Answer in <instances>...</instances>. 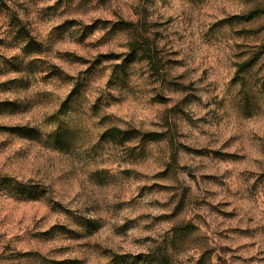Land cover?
Segmentation results:
<instances>
[{
  "label": "rangeland",
  "instance_id": "obj_1",
  "mask_svg": "<svg viewBox=\"0 0 264 264\" xmlns=\"http://www.w3.org/2000/svg\"><path fill=\"white\" fill-rule=\"evenodd\" d=\"M159 4L171 8V0ZM156 5L0 0V163L35 173L27 181L0 173V264H185L193 250L195 264L214 256L216 264H264V172L249 173L255 183L235 194L229 172L216 173L247 163L250 150L264 155V0H181L179 16L161 11L150 21ZM184 24L203 45L196 68L174 59L181 51L171 37L183 42ZM221 55L245 100L238 119L254 130L220 149L183 143L209 135L196 113L215 69L199 68ZM133 76L150 87H134ZM157 104L172 107L153 119ZM85 105L105 129L103 151L69 115ZM137 121L164 130L143 131ZM167 193L163 203L149 199Z\"/></svg>",
  "mask_w": 264,
  "mask_h": 264
},
{
  "label": "clouds",
  "instance_id": "obj_2",
  "mask_svg": "<svg viewBox=\"0 0 264 264\" xmlns=\"http://www.w3.org/2000/svg\"><path fill=\"white\" fill-rule=\"evenodd\" d=\"M54 2V0H53ZM181 0H171V8L169 10H162L160 8L159 0H157V5L155 9H151L150 11H154L155 15L149 17V20H155L160 15L161 11H163L164 17L167 18L169 15L179 16L181 11ZM94 16H99L101 13H93ZM109 19H114V17H108ZM135 19V17H133ZM211 22V21H209ZM184 29H187L185 31ZM180 32L183 35L184 39L181 42L177 39L176 36H172L174 47L181 51V55L174 57L177 60L188 59V68H196L199 64V53L203 45L199 40L198 36H192L190 33L192 29L188 27L187 24H184L180 28ZM97 35H100L97 33ZM65 47V46H61ZM66 47H75L74 45H68ZM118 51H127L126 48L118 49ZM195 56L196 62H193V59L189 58ZM59 63V61H57ZM117 63H119L117 61ZM211 67L215 69V74L212 77V87L206 91H202L200 95L203 98L205 106L200 108L199 112L196 113L198 116H206L208 122V136L200 139L198 142H194L192 140L182 141L183 143L192 144L195 147H210L214 149H220L221 145L225 143L229 139L230 136H233L237 132H243L245 134H249L254 130V126L246 120L238 119V115L244 107L245 100L244 97L240 95L241 85L237 83L235 86H231L230 82L232 80L233 75L236 72L234 67L230 66V61L225 58L223 55L220 56L219 62L214 57L212 60L200 65L199 70L202 71L204 67ZM186 68H177L173 75H178L179 73L185 72ZM195 79V77H193ZM187 82V81H185ZM132 83L134 87L139 89L146 90L150 87V84H144L137 76L132 77ZM103 84V81L101 82ZM115 86V85H114ZM112 90L109 89L108 92ZM171 95V93H167ZM95 97V93H93V100ZM3 97H0L2 99ZM12 99H20L24 100V96L20 97H11ZM110 99V96L108 97ZM147 96L139 95V99L141 101L145 100ZM172 105H160L157 104L155 108L152 109L153 119H156V114L164 113L166 108H171ZM108 111H115V109H107ZM70 117L79 123L80 127L86 128L89 132V135L94 138V141H99V136L105 131L103 127L98 126L97 118L94 117L90 111V106L85 105L82 111H70ZM3 122V121H0ZM159 120H157V123ZM214 125V126H213ZM123 128V125H120ZM136 127L141 128L143 131H162L164 129L161 128H152L150 124H144L143 126L139 121L136 122ZM261 135H264V130L261 131ZM2 139V137H0ZM108 146L107 141H99L98 143V151H103ZM225 152H234L236 151V147L223 148ZM159 155V154H157ZM249 161L240 165L233 164H225L220 166L217 170V174H223L224 172H229L230 180L229 184L231 186L232 192L235 194L238 189H246L255 183L256 177H249V173H260L264 172V155L260 154L257 151L249 152ZM167 154L160 156L161 162L167 160ZM255 161V162H253ZM183 162V161H182ZM155 171H162L163 168H155ZM143 171V169H141ZM0 173H7L9 176L14 177L19 181H27L28 177L35 176L34 172H28L26 170L20 168H8L3 163H0ZM139 183H171V181H151V180H141ZM172 195L171 193L161 194L159 196L150 197L149 199H158L163 203L166 200V197ZM219 199L224 200H232V206L238 207L239 201L234 199L232 196L222 195ZM257 201L264 205V190H262L258 197ZM164 211V209H159L154 212V214H158L159 212ZM225 211L231 212L232 207L225 209ZM93 215H95L93 213ZM264 222V221H262ZM255 226V225H251ZM170 224L163 225L164 229L170 228ZM161 229H157V232H160ZM107 235V232L104 233ZM147 234V233H146ZM140 251H144V249H140ZM189 258H194L191 261V264H195V260L199 259V253L195 250L187 251L183 254L182 259L185 261V264H188ZM212 264H216V257H213Z\"/></svg>",
  "mask_w": 264,
  "mask_h": 264
},
{
  "label": "trees",
  "instance_id": "obj_3",
  "mask_svg": "<svg viewBox=\"0 0 264 264\" xmlns=\"http://www.w3.org/2000/svg\"><path fill=\"white\" fill-rule=\"evenodd\" d=\"M167 262H168V260H167Z\"/></svg>",
  "mask_w": 264,
  "mask_h": 264
}]
</instances>
